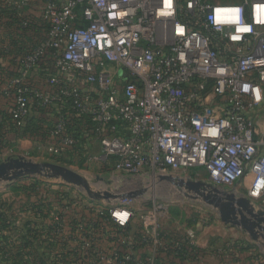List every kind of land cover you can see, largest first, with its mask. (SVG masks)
<instances>
[{
	"label": "built area",
	"instance_id": "1",
	"mask_svg": "<svg viewBox=\"0 0 264 264\" xmlns=\"http://www.w3.org/2000/svg\"><path fill=\"white\" fill-rule=\"evenodd\" d=\"M30 1L0 0V53L11 59L0 75V99L16 127L27 124L36 105L53 119L38 141L55 158L71 154L78 140L67 119L51 115L61 106L91 120L87 143L98 144L100 163L115 159L116 173L157 181L199 168L225 190L249 176L248 199L264 205V0H40L33 18L22 14ZM236 9L237 22L215 23L218 11ZM11 10L17 32L39 28L26 51L3 37ZM41 73L51 76L35 86L30 76ZM78 194L63 203L80 217L82 257L93 256V264H162L135 257L138 245L160 249L168 219L162 207L138 214L100 209ZM90 214L115 243L107 252L83 228ZM132 220L142 235L128 243L120 235Z\"/></svg>",
	"mask_w": 264,
	"mask_h": 264
},
{
	"label": "rangeland",
	"instance_id": "2",
	"mask_svg": "<svg viewBox=\"0 0 264 264\" xmlns=\"http://www.w3.org/2000/svg\"><path fill=\"white\" fill-rule=\"evenodd\" d=\"M44 68L50 70V66L48 65L44 66ZM46 81L47 79L44 78L42 83L46 84ZM52 108L53 112L51 114L54 117H56L57 112L63 111L60 107L57 110L56 106ZM77 151L75 155L65 154L59 158H55L50 154L44 139L40 141H36V139L34 141L23 139V142H13L11 144H5L3 141L0 145V160L21 156L33 162L55 163L71 169L89 182L92 191L106 190L116 195V199L109 203L97 201V206L100 209H125L138 214L148 211L157 205L163 208L160 212L166 214L168 219L165 222L172 227L196 229L203 227V225H218L220 227L230 228V226L220 221L215 209L206 205L200 198H195L196 196L193 193L187 192L186 195L184 188L178 187L166 180L139 179L116 173L111 170L110 166L106 168L105 165L107 163L102 164L96 159L100 155V148L94 141L91 144L85 143L84 141L81 142ZM170 176L174 181L182 179L185 181L192 180L209 184L205 171L199 168L190 170L177 169L172 171ZM98 178L102 179V181H98ZM23 185L24 187L27 186L25 191H23ZM141 190L143 191L141 195L123 197L124 195ZM219 190L232 192L236 197L248 198L247 189L234 187L230 190L223 188H219ZM35 192H38L42 198L46 197L54 202L53 204L50 202L52 204L51 207L55 209L53 211L57 212L63 210L62 206H67V204L63 203L66 197L79 200L78 193L81 192V195L85 193L81 188L67 185L57 179L49 180L40 177H27L7 186H0V201L2 203L7 202L13 208V211L19 214L23 203L30 201V197ZM250 201L253 203L255 210L264 211V205L252 200ZM231 228L239 230L236 227ZM255 243L258 249L264 254V239L259 238V242Z\"/></svg>",
	"mask_w": 264,
	"mask_h": 264
},
{
	"label": "crops",
	"instance_id": "3",
	"mask_svg": "<svg viewBox=\"0 0 264 264\" xmlns=\"http://www.w3.org/2000/svg\"><path fill=\"white\" fill-rule=\"evenodd\" d=\"M36 6V1L35 3H28L22 9L23 16L32 18L38 17L39 14ZM2 29L5 33L3 37L9 41L13 47L20 49L23 48V51H26L31 44L23 46V40H25L26 37L36 41L40 36L39 28L36 27L32 29V32H26V37L23 38V33L15 31L14 23L10 20H5ZM9 69H11V59L1 57L0 53V75H4ZM30 81L35 86L43 87V78L41 75H31ZM8 108H10L9 104L5 105V103L0 99V110L3 114H9ZM43 118L45 119L48 117L44 114ZM49 120L52 124L53 119ZM25 126L26 125L23 127ZM23 127H16L17 131ZM5 135L6 141L11 144L13 142H23V139L32 141V138L38 141L43 135V132H41V135H37L35 137H20L17 134H12L9 130H6ZM250 180L251 178L249 176L243 179L237 186L238 189H247L250 184ZM61 214V223L63 225L62 235L64 236L67 234V251L72 259V253L76 252L75 248L79 246L77 245L75 227L79 224L80 217L78 212L76 213L74 210L66 213L61 212ZM93 218L95 217L88 215L87 220L89 223L85 225V223L82 222V225H84L83 228L86 233L87 230H89L92 237L98 240L99 248L102 251L107 252V248H111L115 243L111 238H109L107 230L103 229L105 228L104 226L100 225L98 227V224H93ZM162 227L163 230L160 249L157 248L155 250L154 247H151L150 245H138L135 249L136 258L143 261H149L151 258H154L162 264H172L169 257L170 253L166 250H170L172 248L174 250L182 251V248L184 247L188 249L181 252L182 256L177 259V264H264V254L258 249L257 244L252 241L246 233L231 227L225 228L218 225H203V227L192 229L186 227H172L169 226L167 222H164ZM111 230L112 229H109L108 232ZM126 230V233L120 235V238L125 239L128 243H134V241L142 235V228L137 220H132ZM189 233H193L194 237L192 240L189 238ZM77 253L78 260L75 262H67V264H93L97 261V259L93 258V256L82 257L79 248Z\"/></svg>",
	"mask_w": 264,
	"mask_h": 264
},
{
	"label": "trees",
	"instance_id": "4",
	"mask_svg": "<svg viewBox=\"0 0 264 264\" xmlns=\"http://www.w3.org/2000/svg\"><path fill=\"white\" fill-rule=\"evenodd\" d=\"M39 3L40 0H31V3ZM28 2V3H30ZM17 11L11 10L5 13L6 20H10L17 25ZM14 30H19L14 27ZM23 38L26 37V31L22 30ZM31 43V44H30ZM30 44V45H29ZM34 41L28 39L23 40V46L29 45L31 48ZM44 79L50 78V74H39ZM56 110L60 107L63 111L59 112L68 122V133L73 135L78 140V145L74 152L70 155H75L80 147L81 142L87 143L85 135L92 129V122L88 117L77 119L73 116L71 111L61 106H56ZM65 110V111H64ZM67 111V112H66ZM45 112L40 110L36 105L31 106V116L27 124L22 129L17 131V128L10 118L9 114H4V122L0 125V145L6 141V130L12 134H17L22 137H35L41 135L51 127L52 118H43ZM58 116V112L56 113ZM18 132V133H17ZM42 135V136H43ZM115 164V159L111 158L105 165L110 166L111 169ZM37 182V181H35ZM39 184V183H36ZM33 186V185H32ZM34 187V186H33ZM23 188L25 191L27 186ZM24 193V192H23ZM52 202L49 198H42L38 192L33 193L30 201L23 203L21 211L16 214L13 208L7 203L0 201V264H67L70 261H76L78 256V247L72 253V259L67 251V234L62 235L63 225L61 223V212H69L64 206L62 211H53ZM64 207V208H63ZM73 209V208H69ZM75 211V210H74ZM89 216H92L91 214ZM93 224H99L97 217L92 219ZM95 227V226H94ZM104 229V228H103ZM188 248H182L186 251ZM170 253L169 257L172 264H177V259L181 258L182 251L167 249ZM75 254V255H74ZM175 259V261H174ZM72 263V262H71Z\"/></svg>",
	"mask_w": 264,
	"mask_h": 264
},
{
	"label": "water",
	"instance_id": "5",
	"mask_svg": "<svg viewBox=\"0 0 264 264\" xmlns=\"http://www.w3.org/2000/svg\"><path fill=\"white\" fill-rule=\"evenodd\" d=\"M27 177L60 180L67 185L81 188L87 197L94 201L109 203L116 199V195L106 190L92 191L84 177L64 166L47 162L37 163L21 156L0 160V186H7ZM159 179L184 188L186 195L187 192L195 194V198H200L206 205L217 211L223 224L236 227L246 233L252 241L259 242V238L264 239V211H255L253 203L247 197H236L234 193L227 191L219 192L218 188L199 181L182 179L174 181L170 175L160 176ZM98 181L102 179L98 178ZM207 188L210 190H206ZM142 193L141 190L123 197H135Z\"/></svg>",
	"mask_w": 264,
	"mask_h": 264
},
{
	"label": "clouds",
	"instance_id": "6",
	"mask_svg": "<svg viewBox=\"0 0 264 264\" xmlns=\"http://www.w3.org/2000/svg\"><path fill=\"white\" fill-rule=\"evenodd\" d=\"M239 19V10H233L231 12H220L218 11L215 15V23L220 24L223 22H232L235 23ZM245 29H240V31H244ZM257 99H259V95H257Z\"/></svg>",
	"mask_w": 264,
	"mask_h": 264
},
{
	"label": "bare ground",
	"instance_id": "7",
	"mask_svg": "<svg viewBox=\"0 0 264 264\" xmlns=\"http://www.w3.org/2000/svg\"><path fill=\"white\" fill-rule=\"evenodd\" d=\"M183 186V185H182ZM206 190H210L209 188H207ZM219 192H220V190H219ZM255 210V209H254ZM255 211H257V210H255ZM116 215L117 216H123V215H118L117 213H116Z\"/></svg>",
	"mask_w": 264,
	"mask_h": 264
}]
</instances>
